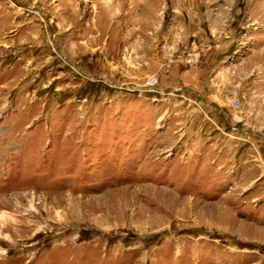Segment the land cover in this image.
Listing matches in <instances>:
<instances>
[{"label":"rangeland","instance_id":"rangeland-1","mask_svg":"<svg viewBox=\"0 0 264 264\" xmlns=\"http://www.w3.org/2000/svg\"><path fill=\"white\" fill-rule=\"evenodd\" d=\"M0 264H264V0H0Z\"/></svg>","mask_w":264,"mask_h":264},{"label":"built area","instance_id":"built-area-1","mask_svg":"<svg viewBox=\"0 0 264 264\" xmlns=\"http://www.w3.org/2000/svg\"><path fill=\"white\" fill-rule=\"evenodd\" d=\"M238 105V104H237Z\"/></svg>","mask_w":264,"mask_h":264}]
</instances>
